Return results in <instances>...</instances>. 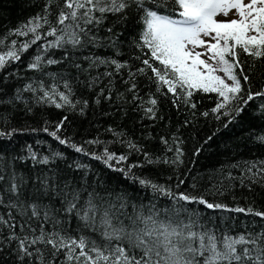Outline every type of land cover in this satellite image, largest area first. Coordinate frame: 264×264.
<instances>
[{
    "label": "snow or ice",
    "instance_id": "obj_1",
    "mask_svg": "<svg viewBox=\"0 0 264 264\" xmlns=\"http://www.w3.org/2000/svg\"><path fill=\"white\" fill-rule=\"evenodd\" d=\"M9 35L16 38H0V73H6L0 76V138L43 131L81 159L115 167L154 196L170 198L172 214L154 202L137 204L123 191L113 202L102 181L90 179L91 164L69 162L55 148L44 151L39 140L2 149L0 264H264V206L252 200L230 208L214 198L237 186L264 190V156L222 166V178L204 192L196 191L195 177L183 190L185 180L178 175L186 155L179 133L198 119L201 94H213L214 106L199 116L226 121L225 128L255 104L261 124L249 137L264 148V79L253 81L256 62L264 61V0H44ZM33 45L39 51L26 62L33 75L21 77L12 66ZM10 80L20 86L9 91ZM165 102L185 119L175 132L159 136L162 148L156 151L150 142L157 137L149 129L166 119ZM105 103L114 109L104 111L106 116H135L141 135H130L122 125L104 129L110 141L99 134L81 140L67 134L69 114L86 117ZM50 108L62 113L54 123L43 115ZM38 111L42 127L29 123ZM117 145L123 151L114 150ZM158 165L173 173L163 184L144 174ZM186 204L262 223L237 231L231 222H202L205 217ZM182 212L185 219H179Z\"/></svg>",
    "mask_w": 264,
    "mask_h": 264
},
{
    "label": "trees",
    "instance_id": "obj_2",
    "mask_svg": "<svg viewBox=\"0 0 264 264\" xmlns=\"http://www.w3.org/2000/svg\"><path fill=\"white\" fill-rule=\"evenodd\" d=\"M43 3L44 0H0V38L8 36L9 42L11 39L16 38L9 35V30L15 29L22 22L27 21L29 17L39 12L43 7ZM24 39L25 37L18 38L19 41ZM0 47L3 46L0 45ZM38 51L39 48L33 45L28 52L21 57V62L13 64L12 69L14 70L16 67H19L21 77L33 75L31 72H26V62ZM101 51L103 52L104 50ZM242 59H245V57H242ZM249 63H251L250 58ZM49 70L58 71L59 69L57 66H51ZM262 74H264V61H257L253 76L254 83H258L260 79H264V75ZM5 75L6 73H0V76ZM10 83H12L13 88L8 89L9 91H13L15 87L20 86V84H17L14 80H10ZM197 100L202 101V103L198 104L199 111H204L214 106L213 94L198 95ZM258 103L259 101H257V104ZM104 111L114 113V109L105 103L102 109H98L95 113H89L86 117H80L78 114H69L70 125L66 129L67 134L69 136H74L76 140L91 139L99 134L100 139L110 141L112 140V135L106 134L104 129L110 125L113 127L122 125L128 130L130 135H134L135 137L141 135L142 128L134 123L136 119L135 116L130 114L129 117L122 119L118 114L106 116L103 114ZM161 111L166 114V119L155 128L149 129L153 136L157 137V140L150 142L151 147L156 151L162 148L158 143L159 136L163 133L175 132L177 126L185 119V116L177 112L168 102L161 105ZM199 111L197 113L198 119L195 123L182 128L179 133L184 141L183 148L186 155L184 158L185 163L178 175H182L185 180V183L181 185V188L185 191L191 188L193 177H195V182L197 184L196 191L204 192L206 188L210 189L217 179L222 178L220 177V169L222 166L226 167L229 163L238 160L264 156V148L259 147L254 142V139L249 137V133L251 131H256L261 124L259 110L255 104L247 108L245 112L242 113L236 121L229 124L227 128L223 127V123L226 121L217 122L211 117L204 118L199 116ZM43 115L54 123L60 118L62 113L60 110L50 108L46 109ZM167 117L171 118V124L166 127V125H168ZM29 123L34 127L43 126V119L39 111L36 118L30 120ZM217 129L219 130L217 131ZM209 136L212 137L211 140L208 139ZM37 140L42 142L41 148L44 151H47L49 147L63 151L65 156L68 157L69 162L72 159H81L80 154L75 153L74 150L66 146L59 145L58 142H55L52 137L43 131H21L18 132L12 140L0 138V150L8 149L10 152L12 149H19L25 144H34ZM114 150L118 152L123 151L118 145L114 146ZM97 151H102V149H97ZM135 160L136 157H130L129 163L135 162ZM81 162L91 164L93 171L90 173V179L95 183L96 179L99 178L102 181L101 188L111 193L113 202H117L115 200L116 195L123 191L137 204L143 203L147 206L154 202L158 210L168 208V215L172 214V200L170 198L154 196L150 189L146 190L138 183L134 184L132 180L116 171L115 167L109 169L101 162L92 160L90 157L81 159ZM144 174L152 175L153 178L157 179L161 184L166 182L165 177L173 175L171 169L168 168L167 165H158L151 169H146ZM137 175H141V173L138 171ZM176 182L177 180L174 177L171 183L174 185ZM105 194V192H101V195ZM233 195L236 197L235 200H233ZM206 198H208L210 202L213 199V197L210 196ZM214 198L216 202L226 203L230 208H234L237 204L242 207L246 206V204L250 203L252 200H255L257 207L264 206V190L259 187H257L254 192H249L247 189H241L237 186L234 192H226L223 196L217 194ZM186 207L189 212H199L205 217L204 222H206L204 213H216L220 221H232V225L237 231H239V229L242 231L246 223L256 229H259L262 223L260 218L253 219L246 214L229 213L224 209L209 210L199 204H186ZM147 211L148 209L145 208L146 213ZM127 212L131 214L133 209L129 207ZM186 215V213L182 212L179 219H185ZM164 216L165 214L161 213V217L163 218ZM235 221L238 223H235ZM212 222L215 224L213 220Z\"/></svg>",
    "mask_w": 264,
    "mask_h": 264
},
{
    "label": "bare ground",
    "instance_id": "obj_3",
    "mask_svg": "<svg viewBox=\"0 0 264 264\" xmlns=\"http://www.w3.org/2000/svg\"><path fill=\"white\" fill-rule=\"evenodd\" d=\"M204 216H206V222H207L208 219H210L211 221L213 220L216 225H223L225 223H228V222H225V221H220V218H219V216L216 213L207 212V213H204ZM202 222H204V221H202ZM231 223H233V222L231 221ZM235 223H238V222L235 221ZM239 231H241V229H239Z\"/></svg>",
    "mask_w": 264,
    "mask_h": 264
}]
</instances>
